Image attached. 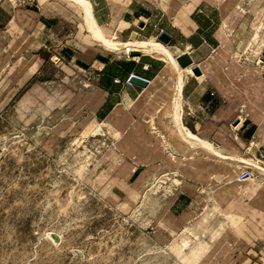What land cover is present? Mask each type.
Wrapping results in <instances>:
<instances>
[{
  "label": "rangeland",
  "instance_id": "374dc122",
  "mask_svg": "<svg viewBox=\"0 0 264 264\" xmlns=\"http://www.w3.org/2000/svg\"><path fill=\"white\" fill-rule=\"evenodd\" d=\"M222 1L236 61L263 68L264 0ZM35 64L0 39V264H264V173L181 138L174 74L120 125L94 119L83 77Z\"/></svg>",
  "mask_w": 264,
  "mask_h": 264
},
{
  "label": "crops",
  "instance_id": "0c3cea01",
  "mask_svg": "<svg viewBox=\"0 0 264 264\" xmlns=\"http://www.w3.org/2000/svg\"><path fill=\"white\" fill-rule=\"evenodd\" d=\"M86 1L106 38L158 43L157 37L166 34L169 42L162 45L173 58L187 54L192 67L200 71V76H194L188 67L183 74V126L215 145L233 136L264 163V67L236 61L230 31L234 11L228 2ZM0 39L8 47L19 41L23 55L35 59L36 73L46 72L48 61L58 70L83 77L88 89L85 105L100 122L135 121L151 86L173 74L165 60L151 52L137 47L110 50L94 42L83 12L71 0H0ZM133 76L146 80L147 86L129 83ZM253 163L260 167L256 171L264 173V167ZM189 199L188 192H179L172 198L171 210L183 213Z\"/></svg>",
  "mask_w": 264,
  "mask_h": 264
},
{
  "label": "bare ground",
  "instance_id": "6f19581e",
  "mask_svg": "<svg viewBox=\"0 0 264 264\" xmlns=\"http://www.w3.org/2000/svg\"><path fill=\"white\" fill-rule=\"evenodd\" d=\"M74 5L78 6L80 10L83 12V19L86 25V28L94 42H97L101 46L108 48L110 50H131L132 47L141 48L144 51L151 52L157 58H162L165 60L166 66L171 72L175 75V91H176V98L173 102L172 108V121L174 125H176L178 129V133L180 134L181 138L185 140L191 146L199 147L211 155H214L221 159H227L239 164L244 165L245 167L251 166L253 170H259L260 167L253 163L249 159H245L238 156H226L219 151V147L215 144H212L197 135L191 133L185 126H183L181 121V96H182V86H183V74H185L186 69H181L177 65L175 59L168 51V49L160 44L159 42H138L135 39H132L128 43H121L115 41L110 38H106L102 33L101 29L95 24L92 18L91 7L90 4L86 0H71ZM137 50V49H135ZM102 127V126H101ZM99 128L95 131L96 133L99 132ZM221 150V149H220Z\"/></svg>",
  "mask_w": 264,
  "mask_h": 264
},
{
  "label": "water",
  "instance_id": "95a60500",
  "mask_svg": "<svg viewBox=\"0 0 264 264\" xmlns=\"http://www.w3.org/2000/svg\"><path fill=\"white\" fill-rule=\"evenodd\" d=\"M157 41H159L161 44L166 45L169 42V37L166 34L161 33L157 37ZM131 53L132 52H130V54ZM175 61H176L177 65L179 66V68L185 69V68L191 67L192 74L194 76H200L199 69L197 67H192V61H191L190 57L187 54H183L181 56H178L175 59ZM261 61H264V53L261 56ZM129 83L134 84V85L139 86V87H146L147 84H148V82L146 80H143V79L135 77V76H133V77H131L129 79ZM236 124H237V121H235L233 123V125H236Z\"/></svg>",
  "mask_w": 264,
  "mask_h": 264
},
{
  "label": "built area",
  "instance_id": "2783aa9c",
  "mask_svg": "<svg viewBox=\"0 0 264 264\" xmlns=\"http://www.w3.org/2000/svg\"><path fill=\"white\" fill-rule=\"evenodd\" d=\"M126 52V54H127V56L129 55V52H127V51H125Z\"/></svg>",
  "mask_w": 264,
  "mask_h": 264
}]
</instances>
